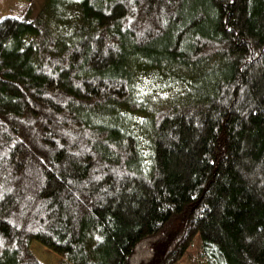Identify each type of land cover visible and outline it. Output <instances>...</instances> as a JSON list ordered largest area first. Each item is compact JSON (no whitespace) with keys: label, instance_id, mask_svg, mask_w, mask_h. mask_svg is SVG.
<instances>
[{"label":"trees","instance_id":"1","mask_svg":"<svg viewBox=\"0 0 264 264\" xmlns=\"http://www.w3.org/2000/svg\"><path fill=\"white\" fill-rule=\"evenodd\" d=\"M197 237L208 264H264V0L4 16L0 264H42L33 241L57 264H179Z\"/></svg>","mask_w":264,"mask_h":264},{"label":"rangeland","instance_id":"2","mask_svg":"<svg viewBox=\"0 0 264 264\" xmlns=\"http://www.w3.org/2000/svg\"><path fill=\"white\" fill-rule=\"evenodd\" d=\"M47 1L48 0H37L29 3L27 0H0V20L10 13L22 15L26 19H33L44 8ZM140 83L141 92L139 93L141 95H151L154 92H159L161 89V84L159 82L155 83L151 79H143ZM31 250L42 264H57L61 258V256L50 251L38 241H33ZM179 264H208L200 237L194 240Z\"/></svg>","mask_w":264,"mask_h":264}]
</instances>
